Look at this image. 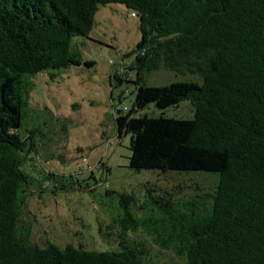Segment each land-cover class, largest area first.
Wrapping results in <instances>:
<instances>
[{
    "label": "trees",
    "instance_id": "1",
    "mask_svg": "<svg viewBox=\"0 0 264 264\" xmlns=\"http://www.w3.org/2000/svg\"><path fill=\"white\" fill-rule=\"evenodd\" d=\"M108 3L131 10L140 32L134 103L116 109L128 166L216 177L197 193L172 183L139 206L157 208L141 217L129 210L132 194L116 193L122 213L101 237L112 248L41 246L23 214L32 78L80 65L73 39L88 36ZM159 68L201 81L146 84L143 74ZM182 100L192 118L134 114ZM151 246L179 264H264V0H0V264H156Z\"/></svg>",
    "mask_w": 264,
    "mask_h": 264
},
{
    "label": "rangeland",
    "instance_id": "2",
    "mask_svg": "<svg viewBox=\"0 0 264 264\" xmlns=\"http://www.w3.org/2000/svg\"><path fill=\"white\" fill-rule=\"evenodd\" d=\"M139 38L138 18L125 5H99L88 36L73 39L82 63L41 71L32 78L27 124L22 125L34 130L21 165L31 192L23 214L30 222L31 239L41 246L51 241L60 246L109 248L108 240L101 237L122 213L116 193L132 194L135 203L129 210L141 217L157 208L139 206L172 183L188 182L187 190L197 193L209 187L205 177H216L199 171L162 172L128 166L129 134L118 135L116 109L126 113L134 103L133 50ZM143 79L156 86L201 81L198 75L165 68L147 71ZM161 113L178 118L194 115L189 100L165 109L149 103L134 114ZM150 249L156 264L180 263L170 252Z\"/></svg>",
    "mask_w": 264,
    "mask_h": 264
}]
</instances>
